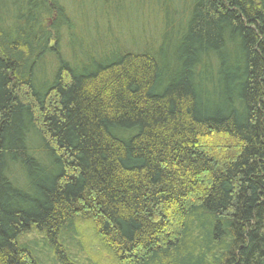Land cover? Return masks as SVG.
Masks as SVG:
<instances>
[{"label":"trees","instance_id":"1","mask_svg":"<svg viewBox=\"0 0 264 264\" xmlns=\"http://www.w3.org/2000/svg\"><path fill=\"white\" fill-rule=\"evenodd\" d=\"M32 229L57 264H264V0H0V264Z\"/></svg>","mask_w":264,"mask_h":264},{"label":"rangeland","instance_id":"2","mask_svg":"<svg viewBox=\"0 0 264 264\" xmlns=\"http://www.w3.org/2000/svg\"><path fill=\"white\" fill-rule=\"evenodd\" d=\"M77 227H78L77 229L80 232V234H82L81 239H82L83 246L85 247L84 241L86 243H88V238L86 236L90 237V235H92V233L94 231V227L91 224L90 220H88V219H85V221L79 220ZM64 239H65V241L63 242V245L65 246V248L67 247L68 252H69V249L73 252H76L77 249L74 248L75 246L73 245V243L66 242V236ZM45 241L46 240H45L44 234L37 232L35 229H32L30 232H28L24 235H21L18 239V242L20 244L28 245L32 249H35L37 253L43 254L41 257V259H42L41 264H57L56 261H54L53 254L50 251V249L47 247ZM76 242H78V239H76ZM79 256L77 257V259H79L78 262H80L81 264L86 263L85 259H88V256H84V254L83 255L80 254ZM95 257H97V258L96 259L93 258L94 261L99 260L98 256H95ZM111 258L112 259H110V257L107 256V257L103 258V261H105V263H108V264H116L113 257H111ZM98 262L100 264H102L101 259Z\"/></svg>","mask_w":264,"mask_h":264}]
</instances>
